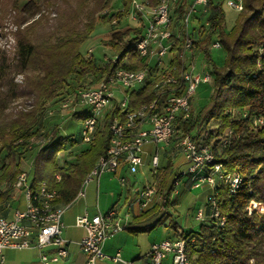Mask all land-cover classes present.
Returning <instances> with one entry per match:
<instances>
[{
	"label": "trees",
	"instance_id": "16d2710c",
	"mask_svg": "<svg viewBox=\"0 0 264 264\" xmlns=\"http://www.w3.org/2000/svg\"><path fill=\"white\" fill-rule=\"evenodd\" d=\"M113 1L0 0V22L13 13L11 18L17 26L12 55L0 46V216L9 217L17 202L14 184L23 173L22 162L30 161L31 170L26 174L32 190L45 183L56 193V206L66 207L108 149L107 125L114 111L99 121L94 140L87 146L80 136L63 135L65 126H61L67 119L80 124L85 114L61 115L59 110L65 99L79 90L95 88L115 67L93 57L86 59L83 52L98 24L108 27L105 46L118 56L119 66L128 70L146 68V59L135 51L142 25L130 27L126 23L131 0H122L123 9L111 12ZM146 1L149 5L157 3ZM190 3L176 0L175 22L183 18ZM207 8L206 15L199 12L192 18L191 36L193 53L202 55L213 90L197 114L191 110L189 118L177 125L174 137H187L196 147L207 148L215 164L220 165V174H237L242 181L231 194L217 179L214 193L219 217L224 218L222 226L219 219L208 217L205 199V218L196 221L197 229L177 227L169 198L174 182L187 175L188 163L173 139L163 151L166 165L159 167L158 158L152 172L159 201L134 214L125 228L133 234L145 233L170 219L167 228L172 235L168 239L185 241L191 264H264V212L247 213L251 201L264 206V127L254 126L256 119H264V0H243V9L230 30H226L221 2L210 1ZM204 21L209 25L206 28ZM213 41H218L225 53L220 67L209 48ZM170 52L172 65L180 67L179 41ZM17 76H22V84L15 82ZM128 93L130 110L149 103L154 98L152 81ZM19 101L29 102V109L12 108ZM177 154L183 161L181 166L175 159ZM211 170L210 165L204 172ZM202 188L209 196L210 190Z\"/></svg>",
	"mask_w": 264,
	"mask_h": 264
},
{
	"label": "built area",
	"instance_id": "2783aa9c",
	"mask_svg": "<svg viewBox=\"0 0 264 264\" xmlns=\"http://www.w3.org/2000/svg\"><path fill=\"white\" fill-rule=\"evenodd\" d=\"M210 1L221 2L225 7L240 12L243 0H191L183 18L177 23L173 16L176 0H157L155 5H149L146 0H132L128 19L142 25V35L135 45V51L146 59L143 70L124 69L117 63L118 56L106 60L115 66L93 89L79 90L65 99L60 105V112L70 115L76 112L85 114L80 122V139L83 144H90L95 137L99 121L106 113L114 111L108 122L109 146L105 154L100 156L94 167L82 184L78 196L83 197L85 184L103 174L116 175L120 168H126L130 175L138 173L144 165L142 155L144 147H155L150 165L154 170L158 165V145H167L175 139L176 148L182 150L188 163L185 174L189 176L194 189L206 186L210 195L206 197L209 205L208 217L219 219L220 226L224 218L219 217L214 190L217 179L228 186L234 194L242 181L235 175L220 174V165L215 164L213 153L205 147H196L187 137H174L178 124L187 120L191 113V100L200 84H210L211 78L207 69L198 70L196 56L193 53L194 39L191 36V20L199 12L206 15ZM208 27V22H203ZM176 41L182 48L181 66L172 65L171 49ZM210 50H219L221 45L213 41ZM88 50L85 57L92 58ZM152 81L154 98L149 103L129 109V91L144 86ZM122 100L118 101L117 97ZM233 113V112H232ZM245 117V114L242 115ZM256 128L264 127V119H256ZM227 141L223 142V146ZM212 166L209 173L204 172L207 166ZM58 179V178H57ZM121 187L125 179L119 178ZM177 182H174V186ZM25 201L23 210L15 209L10 217L0 216V264H4L3 252L7 249L22 250L34 248L39 251L40 264H57L67 256L68 241L63 239L62 214L65 207L55 204L56 193L49 191L45 183L32 190L25 172L21 173L14 184ZM156 191L154 188L134 189V202L127 205L121 216L118 208H111L106 213H97L92 217L86 214L75 220V225L85 231L79 241L80 250L86 255V264H95L97 260L108 259L120 264H162L170 259L171 264H191L186 251V243L181 238L165 239L150 246L148 253L139 260L123 261L120 254L112 257L104 255L101 247L106 238L120 232L130 217L134 205L138 212L147 209L153 202ZM264 212V206L250 202L247 213ZM203 211L195 215L196 221H203ZM180 234L181 231L177 230ZM48 249H54L52 254Z\"/></svg>",
	"mask_w": 264,
	"mask_h": 264
},
{
	"label": "rangeland",
	"instance_id": "374dc122",
	"mask_svg": "<svg viewBox=\"0 0 264 264\" xmlns=\"http://www.w3.org/2000/svg\"><path fill=\"white\" fill-rule=\"evenodd\" d=\"M132 1V0H131ZM122 0H114L110 11L116 12L118 10H122ZM224 12L226 15V30H230L238 16V12H235L224 6ZM105 11L102 13V15ZM7 16L0 22L1 25V40L0 46L3 47L9 55H12L14 52L15 46V37L14 33L17 29V26L13 23L11 16ZM126 23L130 27H136L137 24L126 19ZM108 27L103 26L101 24L97 25V29L94 32V35L91 39L86 41L83 46V52L85 56L87 55L88 50H91V56L101 62H105L107 59H114L116 55L109 52L108 48L105 46V38L104 34L107 32ZM212 58L216 66L220 67L225 59V53L222 49L213 50ZM86 59H91L86 57ZM196 66L198 70L206 69L205 61L201 54L196 56ZM23 78L22 76H17L15 78V82L18 84H22ZM212 85L211 84H200L195 94L191 100V110L193 113L197 114L202 107L207 103L208 98L212 93ZM118 101L122 100L121 96L117 97ZM29 102L19 101L12 104V108L17 110L29 109ZM61 115H66V112L60 113ZM79 122H75L72 119H67L61 126H65L63 129V135H73L75 138H79ZM100 127L102 128V123H100ZM86 145V144H84ZM88 146V145H87ZM169 147L166 145H158V158H159V167L166 165V160L163 158V151L168 150ZM155 147L152 145L145 146L143 154L144 165L140 168L137 174L130 175L128 172L124 170V167L120 168L116 175L113 174H103L98 180L96 178L88 181L84 186L85 199L82 200V203L87 207L88 210L94 211L96 208V201L99 207L100 212L106 213L109 209L115 207H121L120 212L121 216L124 215L125 211H127L126 207L131 202L133 203L135 200L134 189L142 190L143 188H154V184L152 181V172L153 169L150 165L151 156L154 154ZM180 154H177L175 158L178 161V166L183 164L181 161ZM174 163V162H173ZM22 171L28 173L31 170L30 161L22 162ZM119 178L125 179V186L121 187L119 184ZM208 191H205L204 188L194 189L191 187L190 179H188L187 175H183L179 178L176 185L173 187V191L170 194L171 207L169 208L170 213L173 214V219L176 222L177 227L182 230H196L198 226V222L195 220V215L198 212V209H202L204 206L205 199L207 197ZM14 200L17 202L11 209V213L13 210H23L25 208V201L21 192L19 190H15L13 193ZM160 199L159 195H155L154 202H158ZM126 202V204H125ZM135 213H138V206L135 204L133 208ZM258 213H260L258 211ZM170 223V219L164 221L163 224L155 227L148 234H145L142 238L146 241L148 238L151 240H160L168 235H172V230L168 229L167 226Z\"/></svg>",
	"mask_w": 264,
	"mask_h": 264
},
{
	"label": "crops",
	"instance_id": "0c3cea01",
	"mask_svg": "<svg viewBox=\"0 0 264 264\" xmlns=\"http://www.w3.org/2000/svg\"><path fill=\"white\" fill-rule=\"evenodd\" d=\"M126 171V168H124ZM127 172V171H126ZM84 196L77 197L74 201L65 207L62 214L63 231L62 237L67 244V256L57 264H86V255L80 250L78 243L84 237L85 231L75 225V220L77 217L86 214L88 217H92L98 212H100L96 201V208L94 211L88 210L87 207L82 203L85 199V192L83 188ZM116 208H119L116 206ZM204 208V206H203ZM203 208L198 209V211H203ZM121 213V212H120ZM136 214L134 210L132 211L130 217L125 222L126 225L131 221L132 216ZM10 217V216H9ZM124 229L120 232L110 235L102 244L101 251L104 255L108 257L114 256L116 253L120 254V258L123 261H135L144 257L153 243L160 242L162 240L168 239L170 235L160 240L147 239L146 241L142 238L145 233L133 234L129 230ZM54 249H48L47 253L52 254ZM4 264H40L39 251L34 248L14 250L7 249L3 252ZM95 264H120L114 263L111 260H97ZM162 264H171L170 259H166Z\"/></svg>",
	"mask_w": 264,
	"mask_h": 264
}]
</instances>
